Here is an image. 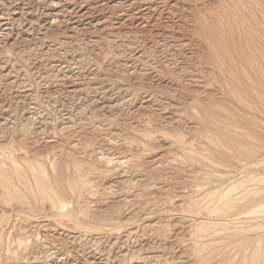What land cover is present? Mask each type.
Listing matches in <instances>:
<instances>
[{
	"label": "rangeland",
	"instance_id": "obj_1",
	"mask_svg": "<svg viewBox=\"0 0 264 264\" xmlns=\"http://www.w3.org/2000/svg\"><path fill=\"white\" fill-rule=\"evenodd\" d=\"M0 17V264H264V0Z\"/></svg>",
	"mask_w": 264,
	"mask_h": 264
},
{
	"label": "bare ground",
	"instance_id": "obj_2",
	"mask_svg": "<svg viewBox=\"0 0 264 264\" xmlns=\"http://www.w3.org/2000/svg\"><path fill=\"white\" fill-rule=\"evenodd\" d=\"M0 18H2V17H0ZM59 203H60L61 209H64L66 207L65 201L59 199Z\"/></svg>",
	"mask_w": 264,
	"mask_h": 264
}]
</instances>
